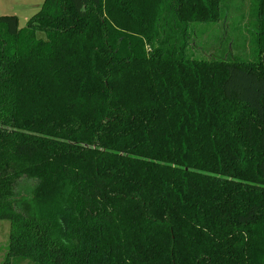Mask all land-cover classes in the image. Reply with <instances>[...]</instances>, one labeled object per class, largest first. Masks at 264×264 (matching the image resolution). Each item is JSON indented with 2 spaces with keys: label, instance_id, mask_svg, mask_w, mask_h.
<instances>
[{
  "label": "trees",
  "instance_id": "16d2710c",
  "mask_svg": "<svg viewBox=\"0 0 264 264\" xmlns=\"http://www.w3.org/2000/svg\"><path fill=\"white\" fill-rule=\"evenodd\" d=\"M222 2L0 15L2 264H264V0L251 61L191 46Z\"/></svg>",
  "mask_w": 264,
  "mask_h": 264
},
{
  "label": "rangeland",
  "instance_id": "374dc122",
  "mask_svg": "<svg viewBox=\"0 0 264 264\" xmlns=\"http://www.w3.org/2000/svg\"><path fill=\"white\" fill-rule=\"evenodd\" d=\"M44 0H0V15H16L19 26L25 27L27 21L41 8ZM224 17L219 21L194 27L191 46L198 56H228L253 60L256 29L253 20L252 0H223ZM251 20V21H250ZM38 36L44 37L43 32ZM10 232V222L0 220V264L6 252Z\"/></svg>",
  "mask_w": 264,
  "mask_h": 264
}]
</instances>
